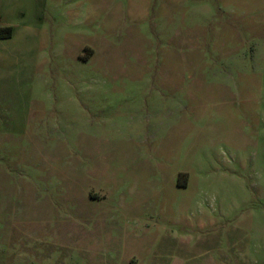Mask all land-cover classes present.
Segmentation results:
<instances>
[{"label":"rangeland","instance_id":"1","mask_svg":"<svg viewBox=\"0 0 264 264\" xmlns=\"http://www.w3.org/2000/svg\"><path fill=\"white\" fill-rule=\"evenodd\" d=\"M0 264H264V0H0Z\"/></svg>","mask_w":264,"mask_h":264},{"label":"trees","instance_id":"2","mask_svg":"<svg viewBox=\"0 0 264 264\" xmlns=\"http://www.w3.org/2000/svg\"><path fill=\"white\" fill-rule=\"evenodd\" d=\"M10 34H11L10 27L0 28V39L9 38Z\"/></svg>","mask_w":264,"mask_h":264}]
</instances>
